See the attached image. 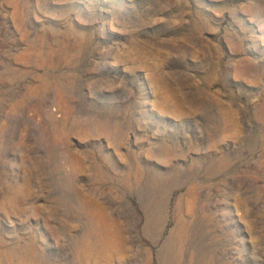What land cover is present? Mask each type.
I'll list each match as a JSON object with an SVG mask.
<instances>
[{"label":"rangeland","instance_id":"obj_1","mask_svg":"<svg viewBox=\"0 0 264 264\" xmlns=\"http://www.w3.org/2000/svg\"><path fill=\"white\" fill-rule=\"evenodd\" d=\"M0 264H264V0H0Z\"/></svg>","mask_w":264,"mask_h":264},{"label":"bare ground","instance_id":"obj_2","mask_svg":"<svg viewBox=\"0 0 264 264\" xmlns=\"http://www.w3.org/2000/svg\"><path fill=\"white\" fill-rule=\"evenodd\" d=\"M185 222L182 219H179L177 222V225L175 227V230L173 233H177V240L179 242V246L181 247L183 242H184V238L186 235V228H185ZM185 243V242H184ZM171 249V248H170ZM181 249V248H180ZM177 250V249H176Z\"/></svg>","mask_w":264,"mask_h":264}]
</instances>
